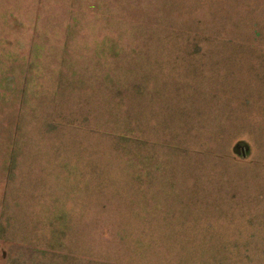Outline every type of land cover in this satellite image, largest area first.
<instances>
[{"label": "rangeland", "instance_id": "1", "mask_svg": "<svg viewBox=\"0 0 264 264\" xmlns=\"http://www.w3.org/2000/svg\"><path fill=\"white\" fill-rule=\"evenodd\" d=\"M0 264H264V0H0Z\"/></svg>", "mask_w": 264, "mask_h": 264}]
</instances>
